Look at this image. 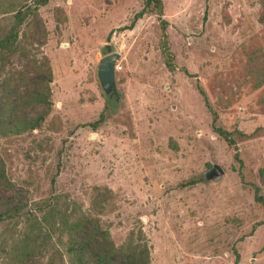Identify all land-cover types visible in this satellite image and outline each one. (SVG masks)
Masks as SVG:
<instances>
[{"label":"rangeland","instance_id":"rangeland-1","mask_svg":"<svg viewBox=\"0 0 264 264\" xmlns=\"http://www.w3.org/2000/svg\"><path fill=\"white\" fill-rule=\"evenodd\" d=\"M143 1L48 0L1 58L0 264L72 262L80 237L66 234L16 258L26 216L51 196L85 220L92 253L76 264L108 247L109 264H264V8L160 0L161 16L123 29ZM22 4L0 0V36ZM104 44L119 56L115 106L96 78ZM212 165L223 175L204 180Z\"/></svg>","mask_w":264,"mask_h":264},{"label":"trees","instance_id":"trees-1","mask_svg":"<svg viewBox=\"0 0 264 264\" xmlns=\"http://www.w3.org/2000/svg\"><path fill=\"white\" fill-rule=\"evenodd\" d=\"M29 0H23V4L20 7H17L16 10H12V19L9 24V28L0 36V60L4 55L10 54L13 52L14 44L17 39V34L21 25L29 16H33L38 7L43 6L47 3L48 0H30L31 4H26ZM260 6L264 8V0L259 1ZM151 10L155 11V14L159 17L161 16L162 3L160 0H144L142 7L137 11L130 24L127 28L130 29L134 22L137 19H140L143 15L150 12ZM261 21V18H260ZM160 25V55L163 59L164 65L169 72L174 70V65L172 63V55L168 50L166 42V33H165V23L163 21L159 22ZM202 96L204 105L207 106L205 96L201 91H199ZM101 119V115L100 118ZM215 132L226 142L227 145L232 146L233 140L231 134L220 128H216ZM235 159L236 155H235ZM196 181L192 180L185 183V185L195 184ZM254 200L264 205V199L258 195V189L253 187ZM38 217L26 216L24 221V228L21 233L18 248L16 251V258L18 261L23 262L28 260L37 252L36 240L41 233L45 237H50L52 234H57L61 236L66 234L71 237H80L77 240L75 247H70L69 253L72 254L73 258L70 264H76L80 255L84 252L92 253L91 246H88L86 241V236H83V228L85 221L80 216H71V214L66 213L65 206L63 202H59L57 196H51L43 203L36 206ZM7 217V215H6ZM2 219V217H0ZM28 235H32L31 241L33 245H30L29 241H26ZM105 233L102 232V240L107 244V239L104 237ZM110 247H108L107 254L104 256H94V264H109L108 254L110 253Z\"/></svg>","mask_w":264,"mask_h":264},{"label":"water","instance_id":"water-1","mask_svg":"<svg viewBox=\"0 0 264 264\" xmlns=\"http://www.w3.org/2000/svg\"><path fill=\"white\" fill-rule=\"evenodd\" d=\"M105 55L97 63L96 78L104 96L112 102V105L118 103L119 94L115 86L114 66L118 59V54L113 52V46L104 44ZM223 175V171L217 165H212L204 174V180L215 181Z\"/></svg>","mask_w":264,"mask_h":264},{"label":"built area","instance_id":"built-area-1","mask_svg":"<svg viewBox=\"0 0 264 264\" xmlns=\"http://www.w3.org/2000/svg\"><path fill=\"white\" fill-rule=\"evenodd\" d=\"M114 70H115V66H114Z\"/></svg>","mask_w":264,"mask_h":264}]
</instances>
